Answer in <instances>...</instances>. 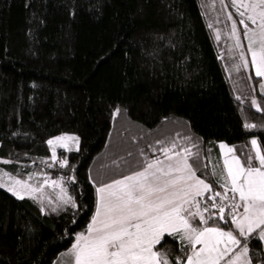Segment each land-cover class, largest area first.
Returning <instances> with one entry per match:
<instances>
[{
    "label": "snow or ice",
    "instance_id": "obj_1",
    "mask_svg": "<svg viewBox=\"0 0 264 264\" xmlns=\"http://www.w3.org/2000/svg\"><path fill=\"white\" fill-rule=\"evenodd\" d=\"M161 3L168 17H182L174 4L166 0ZM217 3L220 12L216 23L221 22L223 15L231 70L237 74L254 73L258 78L248 76L253 90L255 85L259 87V99L255 94L251 96V108L261 114L259 124L249 122L243 107L245 98L234 96L243 131H264V0H210V4L201 2L200 7L215 9ZM149 4L150 0H137L135 12L128 14V23L142 19ZM87 6L93 18L98 20L104 15L105 0H87ZM25 7L31 5L26 3ZM69 15L75 19V6ZM206 15L201 12L202 17ZM41 25H46V21L33 13L28 20L27 40L37 41ZM207 27L219 42L222 30L214 28L211 22ZM62 31L66 38L70 37V31L63 28ZM117 35L123 40L120 33ZM150 35L154 46L143 53L152 61L147 65L149 80L165 75L162 53L165 48L176 47L172 39L175 32H170L167 38L163 33ZM141 49L143 52V43ZM3 50L7 52L6 47ZM133 50L130 47L124 52L128 66ZM26 51L28 55L37 54L31 46ZM189 76H185V81ZM122 77L124 88L141 79L139 74L129 77L126 69ZM28 99L32 101L33 97ZM109 109L113 122L119 114L125 117L129 114L128 106L120 102L110 103ZM15 116L16 129L10 133L0 129L2 138L13 143L21 139L34 142L21 123L22 113L15 111ZM169 119L165 117L162 123ZM118 139L122 142L115 144L106 157L113 166L110 174L104 171L94 174L93 168H88L87 192L80 184L77 164L70 155L73 152L85 155L80 134L60 132L44 140L50 156L40 157L41 166L35 171H25L36 163L29 152L15 153L9 149L7 158H0V189L16 201H31L41 217L56 216L75 226L81 214L90 213L86 226L79 231L64 227L60 238L70 242V246L51 264H264V143L255 135L247 140L251 147L246 154L224 141H209L218 147L222 166L212 165L213 148L207 147L205 154L203 137L195 135L190 125L184 135L176 132L175 136L164 133L154 136L152 131L145 132L141 127L127 137L118 133ZM105 147L109 145L106 143ZM21 157L32 163H22ZM8 165L18 167L12 172L3 167ZM101 169H109V165H101ZM7 223L6 214L5 233ZM17 227L23 229L16 234V251L22 253L26 242L31 243L36 227L31 222L21 223L19 215ZM0 264L14 262L9 256L0 259Z\"/></svg>",
    "mask_w": 264,
    "mask_h": 264
},
{
    "label": "trees",
    "instance_id": "obj_2",
    "mask_svg": "<svg viewBox=\"0 0 264 264\" xmlns=\"http://www.w3.org/2000/svg\"><path fill=\"white\" fill-rule=\"evenodd\" d=\"M166 2L174 4L182 17H168L161 0H150L144 17L129 24L128 14L135 12L137 0H105L104 15L98 20L90 16L87 0H0V129L9 133L15 130V111H19L24 129L31 133L29 139L34 138V142L21 139L13 143L3 139L0 131V158H7L9 149L15 153L29 152L36 163L25 171H35L41 166L39 158L50 156L44 140L60 132L80 134L85 155L78 156L75 152L70 155L77 164L80 184L87 192L90 166L94 174L97 171L110 174L113 166L106 157L115 144L122 142L118 133L127 137L142 127L154 136L160 133L175 136L176 132L187 134L190 125L195 135L203 137L205 154L207 147L213 148L210 157L213 166L222 163L216 144L209 141L241 146L255 135L264 143V131H243L240 108L222 62L225 52L207 27L209 22H215L208 14L212 7H207L209 11L200 7L201 2L210 4V0ZM26 3L31 7L26 8ZM73 6L75 19L69 15ZM202 11L207 15L202 17ZM33 13L46 21V25L38 27L36 42L26 37ZM62 28L70 31V37H65ZM170 32H175L172 39L176 47L165 48L162 53L165 75L149 80L147 65L152 61L143 53L154 46L150 34L163 33L167 38ZM113 43L118 46L113 47ZM28 46L37 54L28 55ZM5 47L7 52L3 50ZM130 47L134 50L129 53L132 62L128 66L124 52ZM181 64L182 67H175ZM125 69L129 77L137 74L141 77L129 88L122 85ZM116 102L127 105L129 114L125 117L121 113L113 122L109 104ZM243 107L249 122H261L260 113L249 105ZM165 117L170 119L162 123ZM21 162L32 163L23 157ZM104 164L109 169H101ZM3 167L14 172L18 165ZM6 214L9 223L5 233ZM18 215L21 223L31 222L36 227L31 243L26 242L22 253L16 251V234L23 231L17 227ZM89 216L90 213L81 214L75 226L56 216L41 217L31 201H16L0 189V259L11 256L14 264H51L70 246V242L60 238L64 227L79 231L86 226Z\"/></svg>",
    "mask_w": 264,
    "mask_h": 264
},
{
    "label": "rangeland",
    "instance_id": "obj_3",
    "mask_svg": "<svg viewBox=\"0 0 264 264\" xmlns=\"http://www.w3.org/2000/svg\"><path fill=\"white\" fill-rule=\"evenodd\" d=\"M208 9V8H207ZM209 11V9H208ZM220 12V6L217 3L215 6V9L212 8L211 12L209 11V17H211L212 19L215 20V22L213 23L214 28H219L221 29V40L217 42V44L219 45L220 48H223V52H225L226 57L223 59V64H224V68H228L229 71H226L228 79L230 81V85L232 87L233 90V94L234 95H241L242 97L245 98V104L248 106H251V96L253 94L258 95L257 94V85H255V90L254 86L252 84V82L248 79V76L251 74L252 79L255 80L257 79L254 75V73H249V72H244L241 71L240 73H235L234 71L231 70V62L229 60V56H228V49L227 47L225 48V46H227L226 44V37L223 34V30L225 29V23H224V17L223 15L220 16V24L216 23V16L217 14H219ZM217 24V25H216ZM242 31V29H241ZM231 72V75L229 74ZM236 92V93H235ZM59 152L62 150H58ZM3 190V189H2ZM4 191V190H3Z\"/></svg>",
    "mask_w": 264,
    "mask_h": 264
},
{
    "label": "crops",
    "instance_id": "obj_4",
    "mask_svg": "<svg viewBox=\"0 0 264 264\" xmlns=\"http://www.w3.org/2000/svg\"><path fill=\"white\" fill-rule=\"evenodd\" d=\"M258 79V78H257ZM257 94H259V87L257 85ZM244 145H247V144H244ZM243 145L241 146H236V151L237 152H244L245 154L248 152V150L250 149V145H247L246 147H242ZM218 148V147H217ZM218 154H219V149H218ZM222 163V162H221Z\"/></svg>",
    "mask_w": 264,
    "mask_h": 264
}]
</instances>
